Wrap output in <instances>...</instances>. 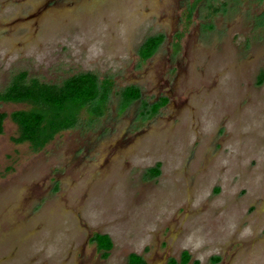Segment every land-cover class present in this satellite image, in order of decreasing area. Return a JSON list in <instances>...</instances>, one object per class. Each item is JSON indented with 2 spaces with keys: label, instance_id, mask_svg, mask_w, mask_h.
Segmentation results:
<instances>
[{
  "label": "rangeland",
  "instance_id": "1",
  "mask_svg": "<svg viewBox=\"0 0 264 264\" xmlns=\"http://www.w3.org/2000/svg\"><path fill=\"white\" fill-rule=\"evenodd\" d=\"M23 71L109 92L39 152L0 102V264H264V0H0V93Z\"/></svg>",
  "mask_w": 264,
  "mask_h": 264
},
{
  "label": "trees",
  "instance_id": "2",
  "mask_svg": "<svg viewBox=\"0 0 264 264\" xmlns=\"http://www.w3.org/2000/svg\"><path fill=\"white\" fill-rule=\"evenodd\" d=\"M162 35L148 37L138 49L141 59H148L162 42ZM264 80V71L258 76V83ZM109 89L107 84H99L93 73H80L65 79L60 84H48L35 78H29L26 72L13 76L7 88L0 93V102L23 104L27 109L15 111L9 115L11 122L17 127V136L12 138L14 144H28L32 152L41 151L56 135L73 128L78 121V113L93 102L106 99ZM121 106L126 108L132 101L140 98L136 87H126L120 92ZM166 100H161L151 106L155 113ZM100 115L98 106L93 109ZM7 115L0 113V135L3 133V123ZM148 178L159 175V165L150 168L146 173ZM101 257L106 258L112 244L106 235L96 234L92 238ZM190 256L182 252L179 262L174 259L168 264H188ZM218 261V258L213 260ZM126 264H147L136 254H129ZM192 264H198L194 261Z\"/></svg>",
  "mask_w": 264,
  "mask_h": 264
}]
</instances>
